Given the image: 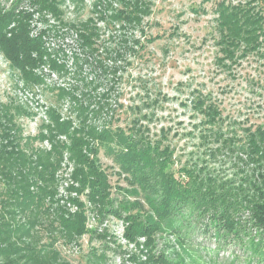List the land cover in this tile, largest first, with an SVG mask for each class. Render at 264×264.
I'll return each mask as SVG.
<instances>
[{
  "label": "trees",
  "instance_id": "16d2710c",
  "mask_svg": "<svg viewBox=\"0 0 264 264\" xmlns=\"http://www.w3.org/2000/svg\"><path fill=\"white\" fill-rule=\"evenodd\" d=\"M150 7V0H96L92 16L68 24L57 0L0 3V55L18 72L24 86H41L51 74L69 80L67 86L53 83L48 87L60 104L48 108L47 124L42 123L30 138L47 141L49 149L33 147L24 139L21 124L9 111L0 122V264H72L61 259L54 244L59 239L71 244L83 235L105 244L114 242L105 229L87 227L91 217L102 224L109 216L122 222L128 244L141 247L142 259H129L131 263L173 264L163 252H156L155 235L163 231L165 223L172 224L185 215L204 231L212 228L214 234L232 243L248 241L258 264H264V251L260 250L264 125L243 127L238 135L235 127H224L219 106L208 94L193 91L188 103L195 124H199L194 126L200 128L195 138L203 159L196 155V159L181 161L169 142L170 129L153 132L149 127L156 115L157 96L146 94L139 104L127 107L119 97L113 101L112 87L102 88L103 80L113 83L119 79L125 54L138 57L146 44L153 42L141 27L151 14ZM214 13L226 58L233 60L236 54L248 53L264 57L261 7L220 0ZM46 14L57 20L52 37L59 39V44L49 43L51 29L38 30L34 25L35 16L47 23ZM116 27L121 34L138 27L139 39L115 37ZM102 29L113 32L104 37ZM72 37L74 51L64 43ZM62 102L69 104L64 112ZM13 109L21 112L22 106ZM101 153L112 160L109 169L125 187L110 182L111 173L102 166ZM226 155L240 162V178L236 174L220 178L206 161ZM65 158L73 166L68 180L64 177L68 168H63ZM64 180L68 196L60 205L55 197L59 182ZM113 191L123 197L119 199ZM67 206L76 210L71 212ZM39 227H45L49 242H41ZM103 256L101 253L97 260Z\"/></svg>",
  "mask_w": 264,
  "mask_h": 264
},
{
  "label": "rangeland",
  "instance_id": "374dc122",
  "mask_svg": "<svg viewBox=\"0 0 264 264\" xmlns=\"http://www.w3.org/2000/svg\"><path fill=\"white\" fill-rule=\"evenodd\" d=\"M12 1L14 0H0V3L1 6H9ZM57 1L62 18L71 24L92 16L96 0ZM218 1L220 0H150L151 14L144 18L141 27L146 37L154 38L153 42L147 43L138 57L135 54H125L119 79L113 83L108 79L101 82L103 89L112 87L113 101L119 97L127 107L139 104L146 94L157 96L156 115L149 127L153 132L160 128L170 129L169 142L176 147V154L181 161L196 159V155L200 161L203 159L197 149L199 141L195 138L200 128L194 129V126L199 124H195L192 118L194 114L188 103L193 91L208 94L219 106L226 122L224 127H235L238 135H241L243 127L264 125V57L255 53L245 56L236 54L231 60L224 56L214 13L215 3ZM231 1L233 4L250 2L264 11V0ZM113 5L118 7V3ZM43 17L47 23L40 22L38 16H35V27L38 30L51 29L49 43L59 44L60 40L52 37V32L58 26L57 20L50 14ZM98 26L103 28V23ZM116 29L114 33L117 38L125 35L139 39L138 27L125 31V34H121L118 27ZM102 30L106 34L104 37L113 32L111 29ZM73 40L74 37L64 42L72 51L76 48ZM132 46L129 41L128 47ZM51 48L57 46L51 45ZM126 62L130 65H126ZM68 82L69 80L51 74L41 86H24L18 72L12 70L0 55V122L4 121L6 111H9L21 124L24 139L29 140L33 147L49 149L47 141L39 143L30 138L38 133L42 123L47 124L48 108L60 104L56 100V94L49 91L48 87L53 83L67 86ZM62 103L61 110L64 112L69 104ZM18 105L22 106L23 112L14 111L13 108ZM126 114L132 118L128 112ZM197 117L201 115L197 114ZM61 140L64 141V138ZM99 156L102 166L108 167L111 173L110 182L125 187L124 181H117L112 169H109L112 160L102 153ZM206 161L220 178H230L233 174L240 178L238 167L241 165L235 158L226 155L206 158ZM65 165L68 168L64 177L68 180L73 166L66 158L63 168ZM67 180L59 182L57 186L55 198L61 201L60 205H64V198L68 196L65 192ZM113 194L119 199L123 197L115 191ZM69 210L73 212L76 209L71 206ZM172 222L165 223L163 231L155 235V244L156 252H163L173 264H258L259 258L248 246V241L232 243L214 234L212 228L204 231L189 220L187 215ZM87 227H98V231L105 229L113 236L114 242L107 241L105 244L89 235L75 238L71 244H65L59 239L54 247L61 259L72 264H133L129 259H142L141 247L128 244L124 238L123 224L119 219L109 216L99 224V221L95 222L91 217ZM173 230L175 233H171ZM38 232L42 243L50 241L45 227H39ZM261 239L263 244L260 250L264 251V233ZM101 253L104 254L103 258L97 260Z\"/></svg>",
  "mask_w": 264,
  "mask_h": 264
}]
</instances>
